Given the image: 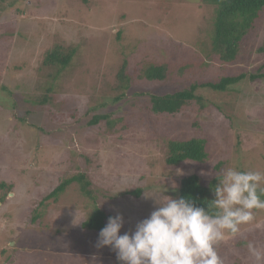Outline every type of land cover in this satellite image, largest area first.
<instances>
[{
    "label": "rangeland",
    "instance_id": "1",
    "mask_svg": "<svg viewBox=\"0 0 264 264\" xmlns=\"http://www.w3.org/2000/svg\"><path fill=\"white\" fill-rule=\"evenodd\" d=\"M214 15L204 0H0V264H122L81 222L96 205L131 233L158 207L146 194L178 198L189 174L207 186L227 168L264 172V78L200 87L203 101L176 114L152 110L150 92L264 73V9L230 63L213 53ZM54 49L76 50L61 72L45 64ZM158 63L166 79L149 80ZM97 114L109 117L89 125ZM193 137L208 159L168 164V143ZM82 173L95 199L73 182L44 200ZM254 212L218 245L224 264H255L245 245L264 248V210Z\"/></svg>",
    "mask_w": 264,
    "mask_h": 264
},
{
    "label": "clouds",
    "instance_id": "2",
    "mask_svg": "<svg viewBox=\"0 0 264 264\" xmlns=\"http://www.w3.org/2000/svg\"><path fill=\"white\" fill-rule=\"evenodd\" d=\"M218 181L206 207L191 198L145 193L158 207L131 233L121 234L122 213L110 216L99 232L97 247L110 246L122 264H224L218 245L239 235L242 225H251L254 210H264V172L232 167ZM172 188L177 185L173 183ZM245 246L255 264H264V248L254 241Z\"/></svg>",
    "mask_w": 264,
    "mask_h": 264
},
{
    "label": "trees",
    "instance_id": "3",
    "mask_svg": "<svg viewBox=\"0 0 264 264\" xmlns=\"http://www.w3.org/2000/svg\"><path fill=\"white\" fill-rule=\"evenodd\" d=\"M204 2L213 6L215 11L211 35L213 53L217 54L223 62L230 63L235 61L238 58L242 39L254 27L255 21L260 17V13L264 9V0H204ZM259 50L264 52V47H261ZM75 51V49H71L65 53L60 51V49H54L46 54L45 64L54 65L57 67L56 71L61 72L70 65ZM167 75L168 65L165 63L151 65L145 74L149 80H165ZM248 76L251 80H256L264 78V73L260 69L257 73L225 75L218 81L196 82L184 89L164 94L150 92L148 95L152 103V110L155 113L161 114L179 113L192 101L197 100L199 103L203 101V96L197 93L200 87L225 91L231 85L238 83ZM120 79L122 81L120 88L128 87L130 77L125 74L124 67L121 69ZM124 82L125 84H123ZM108 117L109 115L107 114H97L88 123L89 125L96 124ZM206 145V139L198 137L171 140L168 143L169 154L167 156V163L176 165L182 163L184 160L204 162L209 157ZM219 176L213 178L207 186L202 183L201 177L196 173L183 177L180 182L178 198H191L198 206L206 207L205 201L214 198L213 187L219 182ZM73 182H79L82 192L95 199L93 191L90 189L92 182L85 173H82L61 182L44 200L58 197ZM133 193L139 196L141 191L136 190ZM96 207L98 208L93 210L87 221L83 222V226L100 231L106 226L108 218L111 215L101 206L96 205L94 208Z\"/></svg>",
    "mask_w": 264,
    "mask_h": 264
}]
</instances>
